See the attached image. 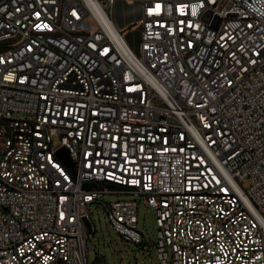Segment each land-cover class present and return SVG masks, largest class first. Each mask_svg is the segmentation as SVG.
Masks as SVG:
<instances>
[{"label": "built area", "instance_id": "built-area-1", "mask_svg": "<svg viewBox=\"0 0 264 264\" xmlns=\"http://www.w3.org/2000/svg\"><path fill=\"white\" fill-rule=\"evenodd\" d=\"M114 5L0 0V264H88L93 205L145 250L138 199L157 264H264V0H141L139 54Z\"/></svg>", "mask_w": 264, "mask_h": 264}, {"label": "rangeland", "instance_id": "rangeland-1", "mask_svg": "<svg viewBox=\"0 0 264 264\" xmlns=\"http://www.w3.org/2000/svg\"><path fill=\"white\" fill-rule=\"evenodd\" d=\"M126 16L132 19L133 23L127 29H123L124 39L133 52L139 54L140 33L135 24L142 16L140 0L127 7L114 6L113 21L115 26L116 18ZM118 198L130 199V197L109 196L104 201L112 202ZM136 201L138 203V228L143 232L146 249L126 242L108 223L102 207L93 205L90 211L92 231L87 227V234L93 233L94 235V241H88L87 243L88 264H92L96 258L103 264H157L155 248L149 250L150 245L154 244L157 239L156 216L153 211L145 206L142 200L138 199Z\"/></svg>", "mask_w": 264, "mask_h": 264}, {"label": "bare ground", "instance_id": "bare-ground-1", "mask_svg": "<svg viewBox=\"0 0 264 264\" xmlns=\"http://www.w3.org/2000/svg\"><path fill=\"white\" fill-rule=\"evenodd\" d=\"M91 13L100 14V2H92ZM1 77H3V83H11L13 69H1ZM61 175H69V167L67 165H61Z\"/></svg>", "mask_w": 264, "mask_h": 264}, {"label": "crops", "instance_id": "crops-1", "mask_svg": "<svg viewBox=\"0 0 264 264\" xmlns=\"http://www.w3.org/2000/svg\"><path fill=\"white\" fill-rule=\"evenodd\" d=\"M136 1L138 0H115L114 6L118 7L120 5L122 7H125V6L127 7V6L134 4ZM115 22H116V27H118L119 30L124 32L123 29L125 28L127 29V27H129L133 23V20L130 19L128 16H126L122 18H116Z\"/></svg>", "mask_w": 264, "mask_h": 264}, {"label": "water", "instance_id": "water-1", "mask_svg": "<svg viewBox=\"0 0 264 264\" xmlns=\"http://www.w3.org/2000/svg\"><path fill=\"white\" fill-rule=\"evenodd\" d=\"M58 155L60 157V159L74 172V167H73V163L71 162L68 152L65 149H61L58 152ZM94 184H89L86 185V187H94ZM87 227L88 229L90 228V225L87 223Z\"/></svg>", "mask_w": 264, "mask_h": 264}, {"label": "trees", "instance_id": "trees-1", "mask_svg": "<svg viewBox=\"0 0 264 264\" xmlns=\"http://www.w3.org/2000/svg\"><path fill=\"white\" fill-rule=\"evenodd\" d=\"M96 260H98V258H96Z\"/></svg>", "mask_w": 264, "mask_h": 264}]
</instances>
